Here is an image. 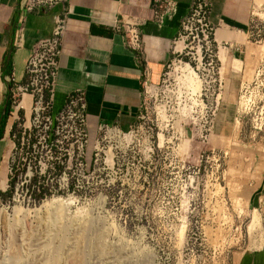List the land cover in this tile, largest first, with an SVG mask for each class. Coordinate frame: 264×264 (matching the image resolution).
Wrapping results in <instances>:
<instances>
[{
	"label": "rangeland",
	"instance_id": "rangeland-1",
	"mask_svg": "<svg viewBox=\"0 0 264 264\" xmlns=\"http://www.w3.org/2000/svg\"><path fill=\"white\" fill-rule=\"evenodd\" d=\"M251 30L261 55L234 102L173 55L158 82L144 79L132 150L103 155L98 170L89 145L70 190L52 182L58 169L0 191V264H264V16ZM25 153L24 173L35 162Z\"/></svg>",
	"mask_w": 264,
	"mask_h": 264
},
{
	"label": "crops",
	"instance_id": "crops-1",
	"mask_svg": "<svg viewBox=\"0 0 264 264\" xmlns=\"http://www.w3.org/2000/svg\"><path fill=\"white\" fill-rule=\"evenodd\" d=\"M22 0H0V191L9 187V166L15 141L13 130L21 120L28 127L32 97L8 114L13 84L26 81V64L38 41L52 35L55 19L69 9L62 37L55 110L67 97L83 92L87 103V131L93 148L101 127L129 131L137 123L146 74L158 82L173 57L172 47L183 17L193 0H69L28 15L25 35L16 45ZM176 3V12L163 24L155 18L158 4ZM215 41L225 50L223 95L234 102L255 75L261 46L251 40L252 25L264 16V0H209ZM132 32L139 45L130 44ZM221 55V54H220ZM12 86L10 87V84ZM12 103V100H11Z\"/></svg>",
	"mask_w": 264,
	"mask_h": 264
},
{
	"label": "built area",
	"instance_id": "built-area-1",
	"mask_svg": "<svg viewBox=\"0 0 264 264\" xmlns=\"http://www.w3.org/2000/svg\"><path fill=\"white\" fill-rule=\"evenodd\" d=\"M68 1L22 0L17 20L16 45L21 44L25 35L29 14L39 12L42 8H52L61 3H68ZM176 8L177 5L173 1L158 4L155 9L157 22L163 24L176 12ZM211 12L212 4L209 0H193L189 12L181 21L178 36L174 40L172 53L175 60L171 63L183 64L181 61L187 60L185 64L196 69L200 79L208 82V90L213 88L222 90L224 78H222V61L219 56L221 47L215 41L216 29L211 23ZM67 14L69 9L64 15L57 16L52 35L41 39L33 47L26 64V81L13 84L11 87V100L14 107L22 106L25 95L32 97L30 124L33 129L24 126L25 129L16 130L13 134L15 148L9 166L10 181H17V186L21 188L29 185L33 180L39 187L42 182L49 180L51 175L61 173L58 169H62V174L54 176L52 182L58 184L60 189L70 190L73 186L74 162H77L76 169L81 173L86 172L90 167L85 163L90 143L84 93L70 94L64 106L55 110L59 56ZM129 40L134 46L140 43L136 32H132ZM179 43L182 44L181 49L177 48ZM21 124V122L18 123V125ZM108 132L119 133L122 141L110 139ZM32 134L34 139L30 141ZM141 137L142 133L136 124L126 132L116 127H101L100 135L92 148V166L100 170L101 165L105 163L103 155L113 160L119 151L132 150ZM152 138L150 135L147 136L146 149L150 154H153L154 147ZM26 149L28 151L25 153ZM24 153L35 159L34 167L30 165L25 173L16 163V156ZM105 165L108 164L105 163Z\"/></svg>",
	"mask_w": 264,
	"mask_h": 264
},
{
	"label": "bare ground",
	"instance_id": "bare-ground-1",
	"mask_svg": "<svg viewBox=\"0 0 264 264\" xmlns=\"http://www.w3.org/2000/svg\"><path fill=\"white\" fill-rule=\"evenodd\" d=\"M177 48H178V49H181V48H182V44L179 43ZM184 69H186V70H184V73H185V71H187V72L190 73V75H192V76L195 75L194 72H193V70L191 69V67L186 66V68H184ZM182 71H183V68H182ZM188 78H189V80H190V77H188ZM194 78H195V76H194ZM194 78L191 77V79H194ZM193 81H194V80H193ZM193 81H192V82H193ZM193 83H194V82H193ZM193 83H192V85H193ZM196 83H197V82H196ZM193 86H194V85H193ZM197 87L199 88V86H197ZM196 89H197V88H196ZM198 91H200V90H198ZM108 135H109V138H110V139H116V140H118V141H122V139H121V135H120L119 133H116V132H108ZM68 201H69V200H68ZM53 202L56 203V204H58V205H62V204L67 203V201H64V200H54Z\"/></svg>",
	"mask_w": 264,
	"mask_h": 264
},
{
	"label": "trees",
	"instance_id": "trees-1",
	"mask_svg": "<svg viewBox=\"0 0 264 264\" xmlns=\"http://www.w3.org/2000/svg\"><path fill=\"white\" fill-rule=\"evenodd\" d=\"M11 86H12V83L10 84V87H11ZM11 107H12V103H11V94H10V95H9V103H8V114H9V112H10ZM4 122H5V121H3V122L0 124V138H1V136H2V134H3V131H4V127H5V123H4ZM16 126H17V125H15V127H14L13 134L16 132V131H15ZM9 184H10V188H9V190L12 191V190H13V186H14V180H11ZM0 194H1V192H0Z\"/></svg>",
	"mask_w": 264,
	"mask_h": 264
}]
</instances>
